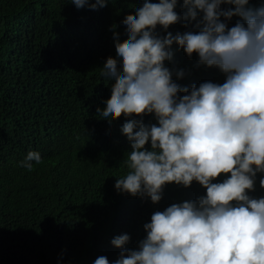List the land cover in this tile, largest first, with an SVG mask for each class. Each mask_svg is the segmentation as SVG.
I'll use <instances>...</instances> for the list:
<instances>
[{
	"label": "clouds",
	"instance_id": "1",
	"mask_svg": "<svg viewBox=\"0 0 264 264\" xmlns=\"http://www.w3.org/2000/svg\"><path fill=\"white\" fill-rule=\"evenodd\" d=\"M111 2L71 0L93 11ZM122 23L123 42L115 25L109 29L118 59L107 58L100 70L112 81L111 95L96 109L109 124L125 119L128 171L114 187L152 204L169 184L187 189L196 182L205 193L155 211L135 249L126 247L129 234L114 237L120 251L112 264H264V197L249 195L264 174V3L144 0ZM178 23L192 27L168 31ZM173 45L188 58L195 54L197 66L218 69L224 82L181 87L176 81L185 72L166 66ZM147 115L156 123H144ZM33 162L43 161L29 151L19 166L31 172ZM259 185L264 189V175ZM94 264L110 262L101 255Z\"/></svg>",
	"mask_w": 264,
	"mask_h": 264
},
{
	"label": "trees",
	"instance_id": "2",
	"mask_svg": "<svg viewBox=\"0 0 264 264\" xmlns=\"http://www.w3.org/2000/svg\"><path fill=\"white\" fill-rule=\"evenodd\" d=\"M143 2L112 0L93 11L71 0H0V264H94L101 255L112 264L120 251L114 237L129 234L126 247L135 249L155 211L204 195L196 182L169 184L152 204L114 187L128 171L130 143L123 116L109 124L96 112L111 95L112 81L100 70L107 58L118 59L109 29L115 25L123 42L122 21ZM176 11L185 10L178 4ZM172 51L166 66L185 72L181 87L224 82L218 69L197 66L195 54L188 58L176 45ZM143 119L156 123L152 115ZM29 151L43 161L31 172L19 166ZM262 175L254 198L264 197Z\"/></svg>",
	"mask_w": 264,
	"mask_h": 264
}]
</instances>
